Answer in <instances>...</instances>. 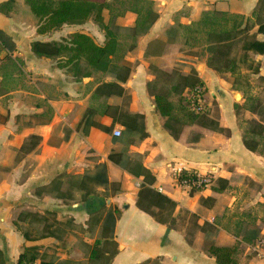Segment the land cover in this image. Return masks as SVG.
Segmentation results:
<instances>
[{"label": "crops", "instance_id": "0c3cea01", "mask_svg": "<svg viewBox=\"0 0 264 264\" xmlns=\"http://www.w3.org/2000/svg\"><path fill=\"white\" fill-rule=\"evenodd\" d=\"M152 1L158 17L136 36L135 46L125 54L133 63L122 82L126 98L92 95L102 80L114 79L111 74L91 70L85 75L71 64H61L60 56L38 55L32 49L34 40L59 41L69 36L66 32L76 30L102 43L104 30L93 20L38 32L37 17L25 0H0V248L6 264H17L20 252L31 245L48 252V257L55 248L52 259L36 258L35 264L41 260L59 264L72 257L77 248L73 241L66 244L51 234L24 236L21 227L31 221L25 212L45 215L51 208L48 202L60 214L70 212L83 225L92 212L100 210L97 233L105 209H118L109 230L114 244L109 264H218L207 249L211 242L233 246L238 264H264V90L259 98L257 80L239 84L234 78L238 66L236 71L211 66L206 47L199 54L183 49L185 43L177 41L166 42L160 52L154 48V40L164 39L170 26L195 22L205 11L224 10L253 18L258 0ZM103 11L105 22L110 21L108 8ZM115 17L114 23L129 27L136 13L126 10ZM256 30L254 23L249 31ZM256 36L264 39L263 33L256 32ZM246 53L250 60L241 68L264 82V52ZM192 69L206 87L205 109L222 130L187 121L174 137L165 125L167 117L156 108L151 88L158 72L186 74ZM105 102L141 113L146 134L126 143L112 133L113 128L124 130V126L100 113L96 118L110 125L108 132L95 126L86 134L76 129L88 106L101 107ZM258 122L262 129L256 128ZM30 134H38L40 141L27 150L21 144ZM244 138L258 141L256 148H248ZM113 151L121 152L123 163L138 160L148 167L155 175L152 186L176 200L171 224L157 221L137 205L143 176L110 160ZM100 163L106 164L108 180L118 182V190L111 184L98 185L95 194L82 201L76 198L65 207L61 198L36 193V187L60 172H94ZM180 169L207 173L211 181L202 188L181 185L175 176Z\"/></svg>", "mask_w": 264, "mask_h": 264}, {"label": "trees", "instance_id": "16d2710c", "mask_svg": "<svg viewBox=\"0 0 264 264\" xmlns=\"http://www.w3.org/2000/svg\"><path fill=\"white\" fill-rule=\"evenodd\" d=\"M30 6V9L37 17V31L46 32L51 29L60 27L65 23H82L88 18H93L99 26L104 30L105 38L102 43L97 42L90 34L84 31H73L68 37L61 40H34L32 49L38 55L45 56H60L63 65L71 64L76 72L89 74L91 70L96 71L100 75L106 73L111 74L114 79L102 80L98 83L92 95L110 96L111 94L123 95L129 98L126 93L124 82L133 67V63L125 57L126 51L135 46L136 36L146 32L152 23L158 17L157 11L153 8L152 0H129L130 7L122 9L118 14H122L125 10H131L136 13L134 24L129 27H121L114 23L112 15L110 21L105 22L103 16L104 8H111L109 0H25ZM252 17L244 16L241 13H229L224 10L205 11L195 22L190 24L178 23L170 26L167 29V35L164 39L157 38L154 40V48L157 52L162 51L166 42H181L185 44H196L202 41L206 49L210 52L208 63L214 68L221 70L227 68L236 71L238 66L237 61H246V51L252 50L256 52H264V39L257 38L256 32L264 34V0H258ZM249 20H253L249 23ZM256 23L257 30L250 32V27ZM122 30H126L125 37L130 40L125 43L121 40ZM243 50L239 59L234 55H230L234 47ZM84 63V66L82 65ZM178 75V81L171 85V90L175 93H181L185 90H191L194 86L200 85L202 91L206 87L202 79L197 75L195 70H190L186 74L176 71L167 73L169 76ZM154 101L158 111L166 116L165 125L170 129L172 135L177 137L181 131L182 125L185 122L197 123L212 129L222 130L216 118L210 116L205 107L198 109L190 107L182 112L179 116L175 111L174 103L168 97V93L158 90L153 92ZM259 107V104H256ZM259 113L261 108L259 107ZM108 114L113 121H118L124 126V131L136 132L138 136H144L145 125L143 115L139 112H130L122 109L120 104L105 102L101 107L88 106L82 118L77 124L76 129L82 133H88L91 126L98 127L106 132L110 130V125H106L96 118V114ZM256 128H263L261 122L255 124ZM40 141L38 134H30L21 144L24 149H32ZM258 141L251 138H244V144L255 149ZM109 159L126 167V169L134 175H142L144 184L141 186L137 205L149 212L157 221L171 224L173 221V211L177 204L176 200L169 197L162 191L152 186L155 180V175L146 166L138 160H132L128 163L122 162V154L118 151L110 152ZM194 170L180 169L178 177H192ZM68 179H64V177ZM112 185L114 191L119 189L118 182H110L107 176V168L105 163L98 164L94 172H84L80 175L68 174L60 172L56 174L47 184L36 187V193H48L55 197L74 200L75 195H79L80 200H85L89 195L96 193L98 185ZM74 198V199H73ZM100 210L92 212L90 217H96L95 221L99 220L97 213ZM118 209L107 208L104 211L103 224L100 229V234L94 240L90 250V260L97 256L96 245L105 238H110L111 235L105 234L107 227L112 229L116 213ZM25 214L30 217V220H46L43 214L37 211H26ZM97 223V222H96ZM109 224V225H108ZM53 224H43V228L49 231L45 234H33L29 230H24L26 238H36L46 234H54ZM112 240V239H111ZM208 251L215 256L218 264H238L234 256V247L227 245H216L209 243ZM114 250L111 252L110 258L104 263L109 264ZM37 252L33 246H25L20 252L17 259V264H35ZM0 264H6V259L3 250L0 248ZM40 264H52L50 261L41 260Z\"/></svg>", "mask_w": 264, "mask_h": 264}, {"label": "rangeland", "instance_id": "374dc122", "mask_svg": "<svg viewBox=\"0 0 264 264\" xmlns=\"http://www.w3.org/2000/svg\"><path fill=\"white\" fill-rule=\"evenodd\" d=\"M109 2L111 3V8L108 9V13H106V18L108 14H109L108 16L109 18H111L112 15H115V16L119 15L118 12L120 10L126 9L130 7L131 5V1L129 0H109ZM87 20H93L99 26V24L93 18L90 17ZM125 33H127V31L122 30L123 36H121V39L123 40V42L127 43L128 39H125L126 38ZM66 34H67L66 36L70 35L69 32H66ZM182 46H183L182 47L183 49L188 50V51H194L197 54H199V52L205 53L204 51L205 45H203L202 41H199L198 43L193 44V45L183 44ZM232 51H233L232 54H234V56L237 59H239V55H241L239 48H237L236 46L233 48ZM247 59L250 60L248 56H247ZM248 63L249 61L241 62L238 60V67L240 68L237 69L236 73H234V78H236L239 84H246V82H249V84H251L250 80H257V83L259 85V88L257 90L261 89L260 94H258V97L260 98L262 95V91L264 90V82L260 77L253 79L252 75L250 74L251 70H245V68H241V65H248ZM253 64L254 63H252V65ZM177 81H178L177 74L173 76H168L164 72H158L157 79L155 83L153 84L154 86L151 89L153 91L162 90L168 93V97L171 98V100L174 103L175 111L181 115V113L185 112L186 109L189 110L190 106L187 103L186 94L184 92L175 93L171 90V85ZM257 100L258 99H256V101ZM181 116L183 117V115ZM119 137H122V139H124V142L127 143L129 141H133L134 139H136V137H138V133L127 132V131L121 130V134L119 135ZM64 179L67 180L68 178L65 176ZM75 198H78L79 201H82L79 199V195H77V193L75 195ZM63 201L66 204L64 205V207L67 206V204L72 202V200H68V199L67 200L64 199ZM47 206L51 208L48 209L44 215L46 217V220H43V219L39 221L32 220L27 225H23V227L21 228L22 230H25V229L29 230L31 233L36 234V235L41 234L42 232L45 234L49 230L47 228H43V224L45 223L53 224L54 223V227L52 228V230L54 231L53 232L54 234H51V235H54L56 238H58V240H60V242H63L66 244H71V242L73 241L74 242L73 245L77 246V248L72 253V257L66 260L64 259L62 261H59L60 262L59 264H104L108 260V258H110L111 252L114 249V244L110 238H105V239H102L96 245L97 252H98L97 256L93 257L90 260L89 254H90L91 246H93L95 238H97L100 234V232L99 233L96 232V221H95L96 217H90L89 219L85 220L87 225H83L81 221L79 223L75 222L72 215H70L71 213L68 211L65 212L64 214L58 213V211L54 209L55 204H50L48 202ZM73 229L78 230L79 233L73 232ZM109 230L110 229L107 227V229L105 230L106 231L105 234L109 235ZM42 236H45V235H42ZM38 237H41V236H38ZM31 246L35 248V251L37 252V256H38L37 258L52 259L54 257L55 248L50 249L51 257L50 256L48 257L49 253L41 252L39 250L38 245H31Z\"/></svg>", "mask_w": 264, "mask_h": 264}, {"label": "built area", "instance_id": "2783aa9c", "mask_svg": "<svg viewBox=\"0 0 264 264\" xmlns=\"http://www.w3.org/2000/svg\"><path fill=\"white\" fill-rule=\"evenodd\" d=\"M186 100L190 107H196L198 109L204 108L205 103L203 101V93L202 87L200 85H196L191 90H185ZM113 135L119 136L121 134V129L119 127H115L112 130ZM178 172H176L175 176L179 184L184 186H190L194 188H202L207 185L211 181V176L207 173L194 172L192 177H178ZM264 244V239L262 240Z\"/></svg>", "mask_w": 264, "mask_h": 264}]
</instances>
